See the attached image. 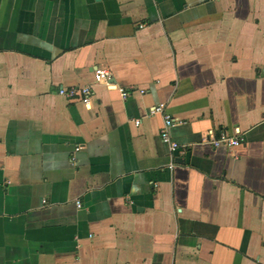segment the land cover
I'll return each instance as SVG.
<instances>
[{"label":"crops","instance_id":"obj_1","mask_svg":"<svg viewBox=\"0 0 264 264\" xmlns=\"http://www.w3.org/2000/svg\"><path fill=\"white\" fill-rule=\"evenodd\" d=\"M0 264H264V0H0Z\"/></svg>","mask_w":264,"mask_h":264},{"label":"built area","instance_id":"obj_2","mask_svg":"<svg viewBox=\"0 0 264 264\" xmlns=\"http://www.w3.org/2000/svg\"><path fill=\"white\" fill-rule=\"evenodd\" d=\"M92 78L93 82L95 83H103L108 88H116L122 98H125L129 94V90L117 87L111 83V74L107 68H95L92 73ZM56 93L65 98L66 100L79 101L84 106H88L91 98V89L88 85L73 86L66 88L60 87ZM139 93H143V90H139ZM156 113L161 116L162 124L159 128L158 135L160 140L167 145L168 154L170 157L169 163L167 164V168L171 169L175 163L174 152L177 151L180 147L176 142L172 141L169 136V129L174 124V120L167 113L164 112V103H157L149 110V114ZM133 123L137 125L139 123V120H134ZM203 141L214 148L219 146L235 148L241 144L242 136L238 130H235L233 133L228 134L224 130L219 129L217 133L208 132ZM75 205L77 208L80 207L79 202H75Z\"/></svg>","mask_w":264,"mask_h":264}]
</instances>
